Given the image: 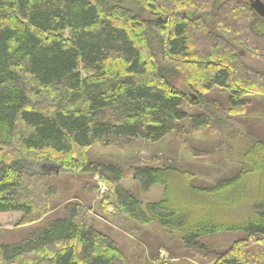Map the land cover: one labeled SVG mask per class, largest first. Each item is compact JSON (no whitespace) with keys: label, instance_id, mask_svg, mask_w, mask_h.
I'll list each match as a JSON object with an SVG mask.
<instances>
[{"label":"trees","instance_id":"1","mask_svg":"<svg viewBox=\"0 0 264 264\" xmlns=\"http://www.w3.org/2000/svg\"><path fill=\"white\" fill-rule=\"evenodd\" d=\"M249 1L0 0V213L21 214L19 225L27 227L43 223L17 242H0V264H114L122 258L78 201L40 221L54 193L50 174L24 171L31 161L99 177L111 188L102 206L176 233L204 264H264L263 123L254 137L249 131L251 144L237 172L214 185L196 186L170 166H136L133 179L142 191L165 188L162 200L145 211L120 187L115 166L86 157L97 142L156 143L184 120L193 129H218L224 115L264 106V24L257 26L264 18ZM241 52L262 69L242 60ZM174 77L195 100L173 85ZM214 90L225 94L226 109L204 103ZM196 101L207 109L189 115L184 107ZM172 174L193 197L242 196L232 210L248 213L221 223L190 222L185 205L176 207ZM223 234L236 238L221 251L203 242Z\"/></svg>","mask_w":264,"mask_h":264},{"label":"rangeland","instance_id":"2","mask_svg":"<svg viewBox=\"0 0 264 264\" xmlns=\"http://www.w3.org/2000/svg\"><path fill=\"white\" fill-rule=\"evenodd\" d=\"M237 1L246 3L249 0ZM261 1L264 3V0ZM127 5L131 9L135 7L132 1ZM262 24L264 20L258 21L257 26L262 27ZM241 58L255 69H262L260 63L249 59L243 52ZM172 81L177 89L188 95L187 97L195 96L182 78L174 77ZM214 91L206 95L204 103L211 105L216 101L226 109L225 94L218 90ZM198 104H186L184 110L189 115H196L207 109L206 105ZM257 123L264 125L262 105L241 116L224 115L218 129L213 126L208 130L193 129L189 121L184 120L177 132L156 143L126 139H111L107 144L97 142L87 150L86 157L88 162L102 167L115 166L121 175L120 187L130 191L141 209L145 211L148 204L162 200L165 188L154 185L149 190L142 191L133 179L136 166H170L181 173H188L190 182L196 186L214 185L237 172L242 155L251 144L249 131L251 137H254L253 131ZM258 136L264 138L262 133ZM23 169L31 174L41 171L50 174L47 176L48 187L54 195L49 199V212L40 221L61 216L65 204L78 201L89 209L94 227L117 244L122 258L114 264H204L194 252L183 247L176 233H169L154 222L142 224L132 221L111 207L102 206V201L111 188L99 177L93 174L78 175L61 171L58 167L45 162L31 161L25 164ZM172 180L176 207L185 205V215L190 222L204 220L214 223L216 219L221 223L233 217L240 219L248 213L245 211L246 207L237 210L236 213L232 210L237 203L244 201L242 196L193 197L177 176L172 174ZM178 198L181 199L180 202ZM21 216L19 213H0V242H17L25 238L34 227L43 224L37 223L28 227L19 225ZM235 238L236 236L223 234L205 238L203 242L210 250L221 251Z\"/></svg>","mask_w":264,"mask_h":264},{"label":"water","instance_id":"3","mask_svg":"<svg viewBox=\"0 0 264 264\" xmlns=\"http://www.w3.org/2000/svg\"><path fill=\"white\" fill-rule=\"evenodd\" d=\"M249 5L259 17L264 18V3L262 1L250 0ZM190 97L192 100L196 99V97L193 95H191ZM196 104H198V101H196Z\"/></svg>","mask_w":264,"mask_h":264}]
</instances>
